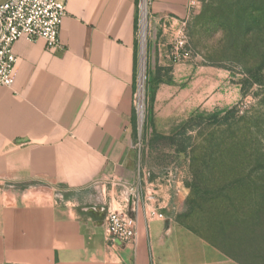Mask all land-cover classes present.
Returning a JSON list of instances; mask_svg holds the SVG:
<instances>
[{"label": "crops", "instance_id": "obj_1", "mask_svg": "<svg viewBox=\"0 0 264 264\" xmlns=\"http://www.w3.org/2000/svg\"><path fill=\"white\" fill-rule=\"evenodd\" d=\"M66 3L64 49L21 38L14 84L0 85V264H157L165 222L188 190L177 178L148 179L137 169L138 0ZM188 18V0H154L153 26ZM170 42L163 33L150 45L163 70L147 128L163 136L191 115L186 82L194 67L171 60ZM139 184L155 197L143 195L136 213L131 188ZM152 208L164 220L149 219ZM113 211L137 218L134 242L107 239Z\"/></svg>", "mask_w": 264, "mask_h": 264}, {"label": "rangeland", "instance_id": "obj_2", "mask_svg": "<svg viewBox=\"0 0 264 264\" xmlns=\"http://www.w3.org/2000/svg\"><path fill=\"white\" fill-rule=\"evenodd\" d=\"M161 34V27L149 23L145 123L134 140L137 169L148 179H179L190 203L186 199L165 222L155 261L240 264L216 243L249 262L250 240L236 232V220L251 219L255 206H264V0H200L186 26L187 62L194 67L186 82L191 115L171 136L147 128L162 80L155 75L158 57L152 63L150 45ZM166 34L172 40L177 30Z\"/></svg>", "mask_w": 264, "mask_h": 264}, {"label": "built area", "instance_id": "obj_3", "mask_svg": "<svg viewBox=\"0 0 264 264\" xmlns=\"http://www.w3.org/2000/svg\"><path fill=\"white\" fill-rule=\"evenodd\" d=\"M154 0H138L137 42L139 46V62L137 74V88L134 94V108L137 128L140 131L145 123V94L143 112L139 106V83L141 77L143 33L145 30V53L148 46L149 23L152 26L151 9ZM200 0H188V14L197 9ZM67 15L66 0H7L0 6V85L11 88L14 84L15 66L18 57L13 51V45L21 38L30 42L44 40L48 51L63 50L60 41V32L63 19ZM189 18L175 23L174 21H161L160 27L164 34L167 31L177 30L170 42L169 56L175 63L187 62L191 52L187 49L188 38L186 26ZM146 63V57H145ZM134 196V211L137 213L142 205L143 189L139 184L131 188ZM147 201L154 199L155 195H144ZM149 219L164 220V215L155 208L146 211ZM105 235L109 241L134 242L138 233L136 217H130L125 212L113 211L107 216Z\"/></svg>", "mask_w": 264, "mask_h": 264}, {"label": "trees", "instance_id": "obj_4", "mask_svg": "<svg viewBox=\"0 0 264 264\" xmlns=\"http://www.w3.org/2000/svg\"><path fill=\"white\" fill-rule=\"evenodd\" d=\"M162 68L158 67L155 75L161 77L162 76ZM159 82L161 83L162 80ZM159 83V84H160ZM154 102V98H153ZM189 121V120H188ZM187 121V122H188ZM184 124L181 129L183 130ZM180 130V131H182ZM190 203V199H187V204ZM237 231L242 234L246 233L249 237V246L252 249V255L249 259V262H246L239 258L237 255L232 254L228 250H226L223 246L218 245L216 243H212L217 248H219L222 252H224L227 256L231 257L233 260L237 261L240 264H264V206H255L253 217L236 220ZM202 238L209 241L208 237L200 235ZM234 246V245H233Z\"/></svg>", "mask_w": 264, "mask_h": 264}, {"label": "bare ground", "instance_id": "obj_5", "mask_svg": "<svg viewBox=\"0 0 264 264\" xmlns=\"http://www.w3.org/2000/svg\"><path fill=\"white\" fill-rule=\"evenodd\" d=\"M143 50H142V64H141V77H140V83H139V106L141 110V114L143 112V101H144V76H145V30L143 33Z\"/></svg>", "mask_w": 264, "mask_h": 264}, {"label": "water", "instance_id": "obj_6", "mask_svg": "<svg viewBox=\"0 0 264 264\" xmlns=\"http://www.w3.org/2000/svg\"><path fill=\"white\" fill-rule=\"evenodd\" d=\"M7 0H0V6L3 5ZM156 27V26H154Z\"/></svg>", "mask_w": 264, "mask_h": 264}]
</instances>
